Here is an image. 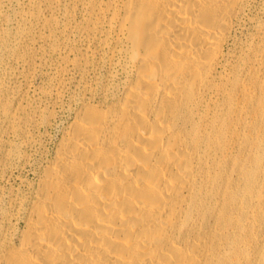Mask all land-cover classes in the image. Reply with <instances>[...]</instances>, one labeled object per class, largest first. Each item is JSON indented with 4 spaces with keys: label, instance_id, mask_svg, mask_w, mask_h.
I'll return each mask as SVG.
<instances>
[{
    "label": "bare ground",
    "instance_id": "bare-ground-1",
    "mask_svg": "<svg viewBox=\"0 0 264 264\" xmlns=\"http://www.w3.org/2000/svg\"><path fill=\"white\" fill-rule=\"evenodd\" d=\"M255 2L82 0L78 31L103 49L108 80L85 86L0 229V264H264Z\"/></svg>",
    "mask_w": 264,
    "mask_h": 264
},
{
    "label": "rangeland",
    "instance_id": "rangeland-1",
    "mask_svg": "<svg viewBox=\"0 0 264 264\" xmlns=\"http://www.w3.org/2000/svg\"><path fill=\"white\" fill-rule=\"evenodd\" d=\"M262 0L251 8L264 21ZM82 0H0V229L8 234L85 86L108 80ZM254 23L236 34L242 42ZM14 116V118H13Z\"/></svg>",
    "mask_w": 264,
    "mask_h": 264
}]
</instances>
